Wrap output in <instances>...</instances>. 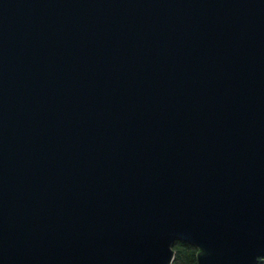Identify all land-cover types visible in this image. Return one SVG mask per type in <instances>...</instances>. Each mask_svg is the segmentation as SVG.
Instances as JSON below:
<instances>
[{"label": "water", "instance_id": "1", "mask_svg": "<svg viewBox=\"0 0 264 264\" xmlns=\"http://www.w3.org/2000/svg\"><path fill=\"white\" fill-rule=\"evenodd\" d=\"M177 241L264 257V0H0V264Z\"/></svg>", "mask_w": 264, "mask_h": 264}, {"label": "trees", "instance_id": "2", "mask_svg": "<svg viewBox=\"0 0 264 264\" xmlns=\"http://www.w3.org/2000/svg\"><path fill=\"white\" fill-rule=\"evenodd\" d=\"M173 250L175 251L176 257L173 264H192L193 257L196 256V251L192 249L190 246L177 241L173 246ZM264 257L258 260L257 264H264Z\"/></svg>", "mask_w": 264, "mask_h": 264}]
</instances>
